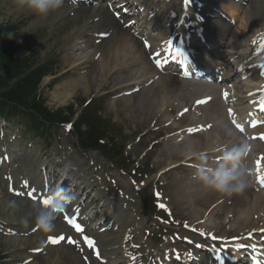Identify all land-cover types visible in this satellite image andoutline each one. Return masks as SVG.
Listing matches in <instances>:
<instances>
[{
	"label": "bare ground",
	"instance_id": "bare-ground-1",
	"mask_svg": "<svg viewBox=\"0 0 264 264\" xmlns=\"http://www.w3.org/2000/svg\"><path fill=\"white\" fill-rule=\"evenodd\" d=\"M109 2H112L113 0H107ZM144 4L147 5V8H149L150 11L148 13L153 16V18L150 20V22H145L144 26L147 27L148 29H151V31H154V29L158 26L163 25V27L157 29L160 33L161 36L163 37L166 35L165 27L170 28V26H167L169 23L167 21V13L171 10L173 6H176V1L172 0L170 3L166 2L165 0H145ZM214 4L216 6L221 5V9L224 11H228L230 16H234V8L236 5H229L227 3V0H214ZM117 3H113V6H116ZM70 12H74V16L71 17L68 21L70 24H75L74 29L76 33L79 35L87 34L89 32H97L95 29L99 28H111L113 27L115 31L110 35V37L107 40H104L101 42V48H103V53L101 55V59L97 63V65L100 66V73L98 76L93 78V82H99V86L103 82V80L106 78V76L113 71L114 69H117V73L121 72L123 69L124 63L128 62L131 63L133 67L139 66L141 59L145 61V66H146V71L143 72L145 75H153L156 72V69L152 62L149 60L148 53L146 50L139 45V41L137 38L133 37L129 30L124 29L122 25L119 23L118 20H116L114 17L111 18L109 14V10L104 9L103 4H99L95 7H92L89 10H80V8L72 7H62L58 12L52 13L47 17H40L43 20H48L51 16L55 18H58L60 15H64L65 17L68 16L66 14L70 15ZM171 12V11H170ZM169 12V13H170ZM171 15V14H169ZM71 16V15H70ZM99 16L98 22H95L93 17ZM231 17V18H232ZM237 18V16H236ZM257 19L254 16V13H248L244 14L241 18L242 28L244 31L237 32L235 31L234 34L228 33L230 31L228 24L223 23L221 20L214 19V23L212 22V28L214 34L209 39V45L210 47H213V50L211 51V57H213L210 62H206V64L210 65V67L215 68L216 64L220 62L219 60L222 59L224 62H228V60L231 62L230 64H233L236 60L243 59L247 57V60L245 64H240L236 61L234 67L237 69V73L240 74L242 77L241 80H238L239 76L236 74L232 73L231 79L233 81V94H230L229 97L233 100V107L231 108L233 114L235 115L236 113H240L242 109H247L251 108L250 101L252 100V94L258 89L259 86V80H260V74L254 69V61H256L258 58H251L254 56L253 50L251 47H249V40L250 38L254 36L255 33L259 32L260 30L263 29L262 26L257 25L256 20ZM145 21V18L144 20ZM117 29V30H116ZM217 29H219V35L215 32ZM102 32V31H101ZM238 33L241 34V36L238 35ZM244 34V35H243ZM262 34V38L264 39V33ZM216 38V39H215ZM106 45V46H104ZM219 46L226 47L225 52L221 53H215V47ZM98 48L95 49L94 53L98 52ZM219 52V51H217ZM201 53V52H200ZM226 54V55H225ZM142 56V57H141ZM225 57H228V60L225 59ZM77 61L73 60V64L76 63ZM121 63H123L121 65ZM232 71V70H231ZM230 75V73H227ZM49 81V78L46 77L42 83H47ZM91 84L92 82L90 81L89 77H86L84 75H79L77 77H74L72 79H69L59 85H56L51 92V96L57 100L58 102H64L67 103L68 100H71L75 94V92L78 89H83L85 93L89 94L91 91ZM185 86V81L180 80L176 77H173L171 75H161L160 78L157 80V82H154L151 85V90L153 88H156V90L160 89L162 92L157 95L153 96L156 98H153L151 103V112H153L152 116L153 118L162 110L163 107L169 108V107H174V101L180 100L183 98L182 94H175L173 93L177 88ZM199 89V88H198ZM173 93V94H172ZM172 94V95H171ZM171 97H168L170 96ZM173 109L176 110V107ZM215 111V118L218 121L214 124V127L211 133L208 134H197L192 137L187 138L184 142L172 145L171 147L165 148L161 155L160 158L157 160L159 163L160 161H170V164H174L178 161H183L184 157H181L178 153L179 150H181L186 144H191L194 148L195 151L201 152V151H207L210 152L212 151V147L215 145V142L212 140L215 138L216 134L214 133H225L226 128L222 127V123L226 121V115L225 111L223 112V115L220 114L222 110V103L220 101H216L212 104H210L208 107L205 108V112L207 113L208 111ZM150 112V113H151ZM222 113V112H221ZM210 114V112H208ZM151 116V117H152ZM174 116V115H173ZM189 118L185 116L181 121H179L177 125L178 127H182L185 125V122ZM242 119V117H240ZM209 121H212L209 120ZM176 123V124H177ZM205 124H208L206 122ZM264 131L263 127H258V130L256 131ZM264 135V134H263ZM262 136V135H261ZM213 137V138H212ZM264 137V136H263ZM176 137L173 136L168 139L169 142H172ZM178 138V137H177ZM200 145V147H195L197 145V141ZM240 143V142H239ZM252 148V145H248V150ZM264 150V147L261 146L260 151ZM261 153H264L262 151ZM163 157V160H162ZM179 160H173L175 158H179ZM75 162L73 165L77 166V170H74L73 168L67 167V161H69V157L67 159L63 158V155H60V160L63 163V167L69 171L72 176H74L75 179H77L80 183L82 184H77L74 186L72 192L75 195H86L87 197V202H89V206L91 208L90 213L94 212H99L96 218V222H100L102 218H106V223L112 221L114 224L119 222L121 224V229L123 232L128 227L133 226L131 224L129 217H124L119 220H115V211L113 207L116 210H123V202L124 200H121L118 198V196H115L114 194V188L111 186H108L106 181L99 182V179L96 178L94 175H96L92 170L87 168L81 158H74ZM263 170V167L256 169L258 170ZM100 176V175H96ZM262 177V175H257L255 184L257 187H260V181L259 179ZM92 178L94 179L92 181ZM109 187V188H108ZM108 190V194L107 191ZM208 188L203 187L202 190H206ZM189 191V190H188ZM82 192V194L78 193ZM208 195L206 196H201L204 197L202 201L204 204L208 203L212 198L216 197L217 195L221 194L219 191L215 190H208ZM114 194L113 199H109L110 195ZM181 194V193H179ZM205 192H200V195H205ZM225 195V194H224ZM194 193L193 191H189L188 196H185L186 200L189 202H193L195 198H193ZM220 199L219 197L216 198L215 201ZM231 203H233V200H235V205L233 209L230 211V218H223V223L224 226H230L232 227H239L243 226L240 228V230H243L245 227H250L253 225V227L256 225V223L264 222V194L261 192L257 193L253 187L249 186L247 183V186L239 191V192H234L231 194V196L228 198V200H231ZM183 200V197H182ZM214 201V202H215ZM128 205L131 206L130 203ZM113 206V207H112ZM129 208H127L126 212H128ZM214 208L212 209V212L214 214ZM206 212V211H205ZM204 212V214H205ZM125 212H123L124 214ZM90 219H93V215H90ZM200 217H198L195 220H198ZM211 219V217L209 218ZM205 228L211 229L218 231L222 228V226L219 228L218 225H207ZM264 228V226H259L257 231H261ZM264 235V229H263V234ZM116 239H119L120 241L122 240V237H114ZM115 245V243H114ZM174 245L173 248H170L171 245H165L162 248L159 249V251L153 256L155 261L158 264H161L163 262V257L169 256L170 258L176 257V255L179 253V257L181 259H184V253L182 252L183 249L178 247V243L172 244ZM115 247V246H114ZM112 247L110 249L105 250V255L106 257L113 263L115 261H118V258H123V255H119L120 252L119 250H115V248ZM263 248H264V243H263ZM119 252V253H118ZM264 252V250H263ZM127 254V251L126 253ZM141 260H145L143 255L139 256ZM152 257V259H153ZM186 261V260H185ZM48 264H56L54 263V260L48 259L47 260ZM32 264H37L36 262ZM210 264H213L211 262Z\"/></svg>",
	"mask_w": 264,
	"mask_h": 264
},
{
	"label": "rangeland",
	"instance_id": "rangeland-1",
	"mask_svg": "<svg viewBox=\"0 0 264 264\" xmlns=\"http://www.w3.org/2000/svg\"><path fill=\"white\" fill-rule=\"evenodd\" d=\"M264 0L259 1L260 6H257L258 4L254 1H250V5L247 6V9H251V13H254V16L257 18L256 23L257 25H262L264 23ZM2 6V5H0ZM258 7H262L259 9ZM245 11V9H244ZM242 12V14L244 13ZM242 18V17H241ZM241 18L237 21L235 30L237 29L239 32L242 33L244 29L242 28V22ZM12 25H17L18 26V33L13 35L12 33L8 34L3 32V37L6 38L7 40L5 41H0V63L3 66V64H10V65H19L21 68L28 69L26 62L24 65L21 64V60L23 59L25 61L24 55L21 52L20 48L22 45V40L29 36H39V48H38V58L39 60H44L47 57L52 56L51 60L52 63L54 64L55 68V74L56 75H49L50 80L47 83H42L43 80L40 82L39 86H41L39 90V94L42 96L41 98L44 99V102L47 104L52 109H56L58 107H64L63 110H66L67 108H70L74 106V109L78 110L81 108V104L83 101L91 96V94L98 88L99 82H93V78L98 76L99 71L97 68H94L92 70L91 74H87V77H89L90 81L92 82L91 84V93L87 94L84 92L83 89H78L73 98L71 100H68L67 103L64 102H58L54 101V98L51 96V92L53 91L55 87V83H61L62 81L68 79V77L63 76V72H68L71 73L77 69L72 68V63H73V57L68 55V52L63 51L62 48H67L70 45H74L75 41H69L67 42V38L69 37V32L70 29L74 26L73 24H70L66 19L65 20H60L58 18L50 17L48 20H43L39 16H37L35 13H27L23 16H21L18 20L13 21H6L3 23H0V28H5V27H11ZM1 30V29H0ZM27 31V32H26ZM244 35V34H243ZM20 51H19V50ZM85 56V53H80L76 57H83ZM0 65V68L2 69V66ZM67 74V73H66ZM3 76V75H2ZM58 76L57 78H54ZM127 78V76H124ZM11 78V77H9ZM46 78V77H45ZM54 78V79H53ZM54 85V86H53ZM117 85L116 81L112 79L110 81V86L108 88L109 91H112L115 89V86ZM150 89H143L141 92H139L136 95H133L131 97H124L122 99H109L106 100L105 104H103V108L105 109V115L107 116V120L111 121L114 128L113 130L118 131L119 133V144L123 143H129L132 145L133 150L131 151V156L133 159H136L139 161L141 159V152L144 149V146H147L150 139L148 136L145 138H142V141L137 144L135 142V137L138 134H141L142 132L145 131L144 127V121L148 120L150 115H151V102L150 98L148 96V92ZM154 91V90H153ZM22 93L20 90L18 91ZM115 91V93H117ZM156 92V91H155ZM38 97V96H37ZM73 108V107H72ZM151 112V113H150ZM209 115V114H207ZM17 126H20L23 129V126L20 124H10L9 127H11V133L19 132L20 129L17 128ZM25 134L30 137L31 134L28 132H25ZM222 136H225L223 133ZM56 139L59 140V143L57 140L53 139V144L51 145L49 149V154L54 152L58 153L62 150H65L67 147L71 152L72 144L77 142L76 138L74 137L73 134L67 133L64 130H57V133H55ZM28 142L17 139L12 143H9V147L13 148L15 150V157L18 158L16 162H13L14 156L12 155V168L6 167L5 169H2V172H7L8 169H11L12 172L14 171L16 174L17 173H26L30 174L32 177V174L35 170V168H39L40 165L43 162H48V156L41 154V152L38 151L39 148V140H33V147H30ZM163 146L159 145L156 147V149L149 153L148 157L144 160L143 165L146 170L151 171V173L155 172L149 177L150 181H154L156 175L158 174L157 171H159L161 168L164 166L169 165V161H161L160 164H157V160L159 159L161 155ZM79 154H84L83 152L78 151ZM73 156H75V152H72ZM89 154V153H88ZM87 154V155H88ZM31 157H35V161L33 163V159ZM156 162V165L153 164V162ZM163 160V158H162ZM151 162V163H150ZM179 168L181 169H186L183 166H180ZM185 173V172H184ZM161 183H165V190H166V195H168L171 199V205L172 208L178 216L184 218L185 220H188L191 222V220H195L198 217L203 216V211L208 210L213 204V202L216 200V198H222L224 197L223 195L225 193H221L217 195L216 197L212 198L208 203L204 204L203 199L204 197H200V183H197V181L193 179L187 180L184 174L178 175L174 172L172 173H165L161 175L160 180ZM171 181V183H170ZM148 182V180H147ZM0 184H2V181L0 179ZM193 191L195 196V200L193 202H189L186 200L185 196H188L189 191ZM152 191V184L149 183L147 187H145L139 194V198L137 194L134 195L133 202L135 207H130V212L132 214L133 220H136L141 224L144 222H147L148 219H150L149 215L146 217H143V215L140 213L143 209L144 214L146 213V210L142 207L143 202H145L146 198L151 194ZM208 192V190H206ZM177 192L181 193V197H183V202L180 204L179 203V196ZM208 193L205 194L204 196L207 197ZM230 195V194H229ZM3 196L6 200V196L4 191H3ZM219 199V200H220ZM143 201V202H142ZM228 202L229 204H225L222 209H219L217 211V215L219 213V219L216 215V217H213L210 219V223H214L215 225H218L220 228L222 226L223 232H220L219 234H228L229 236H242L244 235L243 230H240L242 228L241 226L235 227V229H228L230 226H224V223L222 221L223 216L228 217L230 216V208H233V203L235 205V200H233V203ZM215 203V202H214ZM231 203V204H230ZM24 209L26 211H40V208L38 205H25ZM137 211V212H135ZM139 215H142V219L140 218ZM0 217L4 218L6 221H9L10 223L12 222L20 231L27 232L30 227L35 223L34 221L29 224L28 226H25L21 223H19L18 219L11 218L7 215L0 214ZM202 218V217H201ZM204 218V217H203ZM54 222L57 224L58 223V228L56 230H61L62 227V220L60 218L55 219ZM188 224H186L187 226ZM13 226V225H12ZM137 226V225H136ZM153 226V225H152ZM225 227V229H223ZM153 228L157 229V225L153 226ZM140 228L137 226L134 229V232L136 235L141 240L145 241V237H143V234H139ZM227 231V232H226ZM115 233L120 234L121 231L118 232H109L106 234L99 235V239L101 242H103V248L106 249V247H113L110 244L112 242L108 241V239H113ZM190 232L188 230L181 232L180 237H183L184 235L187 238H191L192 240L199 239L200 236L197 234H189ZM35 238L34 236H14V237H4L0 235V255L6 254L7 259L2 262L3 264H21L23 258L26 256H29L28 252L26 250H23V247H31L33 246V243L37 240L32 239ZM151 239V238H150ZM153 240V239H152ZM135 241H138V238L135 239ZM160 241V240H157ZM136 244V243H135ZM134 244V245H135ZM165 243L159 242L156 244V246L149 245L145 249L149 250L154 248L153 250L156 251L158 248L162 247ZM196 242H194V246H189L187 244H182L184 250H194L195 253L200 255L201 257H206L205 252L200 250L199 247H196ZM136 246V245H135ZM197 249V250H196ZM141 250V249H140ZM136 250L134 248V253L140 251ZM154 253V252H153ZM149 258V255H147V259ZM48 259H53L56 260V264H90L89 261L91 260V256L88 255V262L83 261L80 259L79 255L75 253L73 250L70 248H64V247H58L55 249H52L50 253H48L45 258H35L33 262H36L37 264H47ZM31 262V263H33ZM30 264V263H29Z\"/></svg>",
	"mask_w": 264,
	"mask_h": 264
},
{
	"label": "clouds",
	"instance_id": "clouds-1",
	"mask_svg": "<svg viewBox=\"0 0 264 264\" xmlns=\"http://www.w3.org/2000/svg\"><path fill=\"white\" fill-rule=\"evenodd\" d=\"M64 4V0H0V23L18 20L27 13H35L39 17H47L58 12ZM27 32V31H26ZM227 135H233L231 128H226ZM246 141L241 140L231 147L221 146L222 157L215 167H209L203 163L204 158L195 151L191 144H186L179 155L184 158L199 159L201 163L196 166L192 179L201 183L204 187L225 194H232L243 190L249 181V171L243 161ZM213 150H217L213 148ZM70 189L61 185L50 188L46 199L48 203L36 201L33 204L40 205V211H26L16 200L0 198V214L18 219L19 223L28 226L33 221L44 232L54 229V220L58 212H62L74 199Z\"/></svg>",
	"mask_w": 264,
	"mask_h": 264
},
{
	"label": "trees",
	"instance_id": "trees-1",
	"mask_svg": "<svg viewBox=\"0 0 264 264\" xmlns=\"http://www.w3.org/2000/svg\"><path fill=\"white\" fill-rule=\"evenodd\" d=\"M0 41L7 40L3 37V32L5 33H12L13 35L16 34L15 29L13 26L11 27H5L0 28ZM19 50V49H18ZM20 51V50H19ZM22 52V51H21ZM24 55V52H22ZM25 61L22 59L21 64L28 65V58L25 57ZM1 65V63H0ZM2 66V65H1ZM19 65H10L3 64L2 69L0 68V89L5 86H10L9 90L7 92H1L0 93V107L2 106H9L11 103H25L28 104V109L33 113V115L36 117L41 118H48L49 122H64L68 118L63 113H50L49 110L45 109L41 102H37L35 98V92L38 88V85L41 81V79L44 76V72L41 71V69L34 70L31 73H26V67L21 68ZM3 75V76H2ZM26 75V76H25ZM11 77V78H9ZM13 79H17L18 81L12 83ZM21 91L22 93L18 92ZM1 111V110H0ZM36 113V114H34ZM70 114H73L72 109H70ZM94 123V122H93ZM91 122V120L86 116V114H81L77 118L76 121V128H78V132H81V128L86 126L87 129V139H84V145L85 146H94L96 142H98V139L101 138V134L99 133L101 131L99 125H95ZM82 133V132H81ZM84 138L85 136L82 135Z\"/></svg>",
	"mask_w": 264,
	"mask_h": 264
},
{
	"label": "snow or ice",
	"instance_id": "snow-or-ice-1",
	"mask_svg": "<svg viewBox=\"0 0 264 264\" xmlns=\"http://www.w3.org/2000/svg\"><path fill=\"white\" fill-rule=\"evenodd\" d=\"M253 43H255V41H253ZM260 47L261 49H264V41L261 42L260 44ZM176 51L179 53L180 52V49H176ZM262 67H264V65H262ZM239 127V125H237ZM262 182H264V180H262ZM29 195H32L31 193H29ZM35 198V197H33ZM43 203L47 204L48 203V200L47 199H44L43 200ZM66 219L69 220L70 223L73 224V226L78 230V231H82V228L80 226L79 223H77L76 221L72 220L71 218H68L66 217ZM53 240V242H58L59 239H63L62 237H57V238H50ZM85 240L90 244V246L93 244V242L88 238V237H85ZM243 247V245H241Z\"/></svg>",
	"mask_w": 264,
	"mask_h": 264
}]
</instances>
